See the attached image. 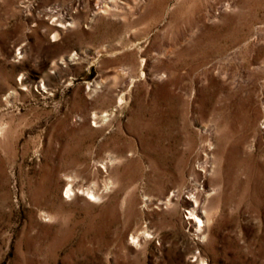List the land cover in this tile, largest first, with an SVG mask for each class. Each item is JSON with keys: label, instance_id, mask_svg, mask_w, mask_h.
<instances>
[{"label": "rangeland", "instance_id": "obj_1", "mask_svg": "<svg viewBox=\"0 0 264 264\" xmlns=\"http://www.w3.org/2000/svg\"><path fill=\"white\" fill-rule=\"evenodd\" d=\"M0 264H264V0H0Z\"/></svg>", "mask_w": 264, "mask_h": 264}]
</instances>
